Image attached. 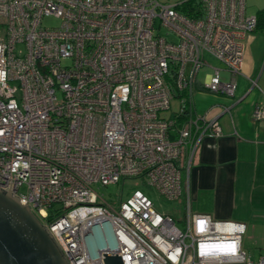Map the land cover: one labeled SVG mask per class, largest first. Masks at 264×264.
Instances as JSON below:
<instances>
[{
	"label": "built area",
	"instance_id": "1",
	"mask_svg": "<svg viewBox=\"0 0 264 264\" xmlns=\"http://www.w3.org/2000/svg\"><path fill=\"white\" fill-rule=\"evenodd\" d=\"M257 28L246 0H0V188L31 207L68 264H104L105 252L124 264H264L244 249L242 221L188 208L179 225L140 189L117 206L94 187L136 180L182 198L184 150L222 134L192 106L206 55L223 67L203 88L234 98ZM251 87L264 94L257 78Z\"/></svg>",
	"mask_w": 264,
	"mask_h": 264
},
{
	"label": "crops",
	"instance_id": "2",
	"mask_svg": "<svg viewBox=\"0 0 264 264\" xmlns=\"http://www.w3.org/2000/svg\"><path fill=\"white\" fill-rule=\"evenodd\" d=\"M246 3L248 15H257L264 8V0H246ZM248 7L254 11L249 12ZM258 31L257 28L255 32ZM253 38L249 34L247 47ZM262 74L263 69L257 72L246 54L243 71L235 76L234 98L207 91L198 81L192 93L194 112L203 115L211 110L212 116H217L222 134L204 135L193 156L186 148L180 166L183 197L191 213L242 221L247 231L252 229L255 234L260 231L257 240L264 244V118L256 120L252 116L256 106H264V94L251 87V79L257 78L264 90L260 84ZM223 107H228V111L223 112Z\"/></svg>",
	"mask_w": 264,
	"mask_h": 264
},
{
	"label": "water",
	"instance_id": "3",
	"mask_svg": "<svg viewBox=\"0 0 264 264\" xmlns=\"http://www.w3.org/2000/svg\"><path fill=\"white\" fill-rule=\"evenodd\" d=\"M104 264H124L104 253ZM0 264H68L48 228L30 206L0 188Z\"/></svg>",
	"mask_w": 264,
	"mask_h": 264
},
{
	"label": "rangeland",
	"instance_id": "4",
	"mask_svg": "<svg viewBox=\"0 0 264 264\" xmlns=\"http://www.w3.org/2000/svg\"><path fill=\"white\" fill-rule=\"evenodd\" d=\"M161 1L174 4L179 0ZM248 10L249 12L254 11L253 7H248ZM60 23L61 20L55 17L46 18L44 21L46 26H59ZM162 33L166 34V31L164 30ZM252 35L254 38L247 47V60L251 66L257 68V72L263 69L260 84L264 88V29H260L258 32H253ZM206 59L208 60L210 66H205L200 71L199 80L202 83H204L205 75L214 71L213 67H223V64L218 59L209 54L206 55ZM227 75H229V73L223 72V76ZM171 102V108L162 112L163 116H166L167 118L171 117L174 112H177L180 109L179 98H174ZM135 181L136 180L127 181L126 184H123V181H121L120 183L111 184L108 186L95 184L94 187L100 194H103L106 200L115 205L119 204L120 199H126L127 197L131 196L136 189H140L152 199L155 208L159 212L173 215V217L178 221V224L182 225L180 220L188 214V206L184 197L180 198L179 200H169L160 195L153 187L149 186L148 184L141 181H136L138 182L136 184ZM257 236H261L260 231L255 234L252 229H249L244 236L245 250L248 251L255 263L261 256H264V244L257 240Z\"/></svg>",
	"mask_w": 264,
	"mask_h": 264
},
{
	"label": "trees",
	"instance_id": "5",
	"mask_svg": "<svg viewBox=\"0 0 264 264\" xmlns=\"http://www.w3.org/2000/svg\"><path fill=\"white\" fill-rule=\"evenodd\" d=\"M187 9V7H183V10L188 11ZM256 16L258 18V29H264V8L260 9ZM181 120H183V118H181ZM49 220H54V216L50 215Z\"/></svg>",
	"mask_w": 264,
	"mask_h": 264
}]
</instances>
